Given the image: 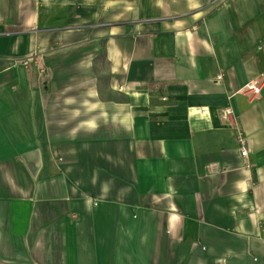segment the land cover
Returning a JSON list of instances; mask_svg holds the SVG:
<instances>
[{
	"label": "crops",
	"instance_id": "crops-1",
	"mask_svg": "<svg viewBox=\"0 0 264 264\" xmlns=\"http://www.w3.org/2000/svg\"><path fill=\"white\" fill-rule=\"evenodd\" d=\"M0 264H264V0H0Z\"/></svg>",
	"mask_w": 264,
	"mask_h": 264
},
{
	"label": "built area",
	"instance_id": "built-area-1",
	"mask_svg": "<svg viewBox=\"0 0 264 264\" xmlns=\"http://www.w3.org/2000/svg\"><path fill=\"white\" fill-rule=\"evenodd\" d=\"M30 59L31 56L23 58L20 60V63L23 65H29ZM242 91L247 92L252 97H259L262 91V81L259 78L250 80L245 86H243ZM223 114L225 117H227V119H230V121H232L233 125H237V122H235L234 120V110L232 107H225L223 109ZM238 141L240 143L241 155L245 158L248 157L249 150L247 148V141L242 131L238 132Z\"/></svg>",
	"mask_w": 264,
	"mask_h": 264
}]
</instances>
